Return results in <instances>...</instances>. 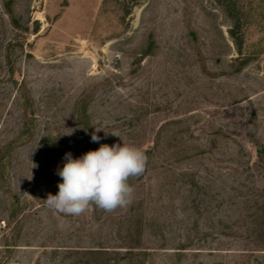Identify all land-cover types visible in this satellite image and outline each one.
I'll return each mask as SVG.
<instances>
[{
	"label": "rangeland",
	"instance_id": "rangeland-1",
	"mask_svg": "<svg viewBox=\"0 0 264 264\" xmlns=\"http://www.w3.org/2000/svg\"><path fill=\"white\" fill-rule=\"evenodd\" d=\"M122 140L130 205L46 206ZM261 147L264 0H0V264H264Z\"/></svg>",
	"mask_w": 264,
	"mask_h": 264
},
{
	"label": "clouds",
	"instance_id": "clouds-1",
	"mask_svg": "<svg viewBox=\"0 0 264 264\" xmlns=\"http://www.w3.org/2000/svg\"><path fill=\"white\" fill-rule=\"evenodd\" d=\"M91 140L99 142L100 137L93 132ZM64 159L57 173L62 179L59 192L49 194L45 201L48 208L71 216H80L93 205L106 212L126 208L135 192L129 180L142 176L148 163L142 148L124 141L122 145L102 144L76 159L69 152Z\"/></svg>",
	"mask_w": 264,
	"mask_h": 264
},
{
	"label": "trees",
	"instance_id": "trees-1",
	"mask_svg": "<svg viewBox=\"0 0 264 264\" xmlns=\"http://www.w3.org/2000/svg\"><path fill=\"white\" fill-rule=\"evenodd\" d=\"M260 154H264V148L261 147L259 150ZM78 254H83L84 256H90L93 264H111V259L106 256L111 252L104 247L92 248L88 250H76Z\"/></svg>",
	"mask_w": 264,
	"mask_h": 264
}]
</instances>
